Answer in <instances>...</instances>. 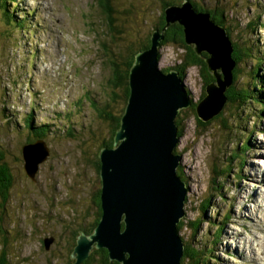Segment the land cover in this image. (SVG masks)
<instances>
[{
  "label": "rangeland",
  "instance_id": "1",
  "mask_svg": "<svg viewBox=\"0 0 264 264\" xmlns=\"http://www.w3.org/2000/svg\"><path fill=\"white\" fill-rule=\"evenodd\" d=\"M18 1L9 7L15 20L28 17V32L10 24L0 8V146L15 178L0 206V256L5 252V264H74L79 231L92 234L98 216L96 162L113 135L110 114L125 107L113 99L111 60L131 56L128 45L152 35L162 0H111L112 17L100 0ZM192 1L222 13L232 43L264 59V0ZM185 53L181 44L160 47V67L179 71L194 102L179 112L183 136L176 151L189 187L180 235L205 251L199 264H264V103L256 99L251 110H237L227 102L225 125L215 116L207 127L199 125L196 105L207 95L205 79L197 66L180 74ZM255 56L241 65L240 87L251 82ZM40 127L44 138L36 135ZM40 139L49 156L33 180L22 150ZM216 165L231 170L218 176ZM45 238L54 239L47 248ZM94 258L89 264H104L102 252Z\"/></svg>",
  "mask_w": 264,
  "mask_h": 264
},
{
  "label": "water",
  "instance_id": "2",
  "mask_svg": "<svg viewBox=\"0 0 264 264\" xmlns=\"http://www.w3.org/2000/svg\"><path fill=\"white\" fill-rule=\"evenodd\" d=\"M165 16L166 26L153 31L151 45L136 55L115 147L99 153L103 213L92 234L79 231L71 254L77 257L74 264H83L95 247L107 249L109 259L121 264H181L185 242L178 225L186 213L189 187L178 174L183 157L176 151L181 139L176 119L194 102L179 71L160 67L161 42L170 24L179 22L185 43L194 45L199 55L208 53L206 61L215 81L196 105L203 121L225 107L236 63L227 30L210 13L197 12L191 0L166 7ZM22 152L27 174L35 177L49 156L47 143L40 139L25 145ZM53 240L44 239L46 248Z\"/></svg>",
  "mask_w": 264,
  "mask_h": 264
},
{
  "label": "trees",
  "instance_id": "3",
  "mask_svg": "<svg viewBox=\"0 0 264 264\" xmlns=\"http://www.w3.org/2000/svg\"><path fill=\"white\" fill-rule=\"evenodd\" d=\"M183 1L184 0H162V11H161V14L159 16L158 21L155 23V29L153 31H155L157 29L162 30L166 26V24H167V18L165 16L166 7L174 5V4H181ZM14 2L16 4L15 7L17 8V5L19 3L18 0H0V8L3 9V13L5 14V17L7 18L8 22L10 24H12L11 20H14L17 29H22V30L26 29L27 30L26 32H28V29L30 28L29 26H27L28 17L27 16L20 17V20H15L14 16H15L16 12H13L10 10L9 6L11 4H13ZM100 2H101V6L104 8V11L107 13V15L109 17H112L113 16V2H111V0H100ZM192 3L194 6V9L197 12H208V13H210L211 19L216 24L227 29L226 26L224 25V22H223L222 13H219L217 10H211L208 8H204L203 6L198 5L193 1H192ZM251 25H252V23H251ZM227 34L229 35L230 33H228V31H227ZM229 37H230V35H229ZM150 39H151V35L148 36V38H146L145 41L140 42L137 47H134L133 45H131V43L128 45V47L126 46L129 49V51L132 52V54H131V56H128L127 54L124 55L122 57V60L119 61V63L116 61V59L111 60V62H112L111 64L113 65L112 66L113 68H112V78L110 80H111V82L115 88V90L113 92V99L121 98L122 101L125 103V107L120 110L118 115L110 114L112 127H113V132H112L113 135L111 136L110 140H107V142L103 143V145H102L103 147H113V145H115L114 144L115 136H116V133L121 126L122 115L125 112V108H126V105L128 102V97L130 95V84H129L130 71H131V69L135 63V58H136V55L138 54V52L148 48L151 45ZM165 44H181L182 47L186 49L183 64L179 66V68L181 70L180 74L182 76H185L184 68H186L188 66L199 67L200 73H201L202 77L205 79L204 88L206 91V85L208 83H210L211 81L215 80L212 73L208 70V63L205 59L208 56V53L203 52L202 55H199L197 53L194 45H187V43H185L184 26L179 22L171 23L170 26L165 31V39L161 42V46H163ZM233 47H234V51H233L232 57L236 63V66H235L234 71H233V73H234L233 74V84L230 88L227 89V92H226V95L228 98L227 102H228V104H231L232 107H235L237 110L239 108H243V107L249 108L251 110L252 109L251 104H253V101H255L256 99H262V102L264 103V89H263L264 88V74L262 75L259 73V68H261V66H264V59L260 58L259 56L253 55V49L244 48L243 46H239V44L237 42H233ZM254 56L256 57L255 58V61H256L255 66L256 67L250 72V74L252 75L251 76V82H249L248 85L245 87H240L238 82L240 80V73L242 72L241 65L245 62V58L246 59H253ZM163 70L166 72H169V68L163 69ZM257 79H261L260 84L257 83ZM251 86H253V88ZM116 89H118V90H116ZM204 96H205V92L203 94V97ZM243 104H248L249 106H247V105L243 106ZM192 109H194V106ZM183 110L184 109H182L181 111H183ZM216 116H215V118L217 120H221L223 125L226 124L225 120L223 119L224 115L222 113H220L219 115H216ZM25 121H26V119H25ZM176 121H177V124L179 126H182L181 115H178ZM198 122H199V125H202L203 127H207L210 124L209 121L206 122V121H203L199 118H198ZM36 135L38 138H44L45 131H43V127H40L37 130ZM179 135L181 137L183 136V129H181L180 127H179ZM248 147H249V142H246V143L242 144V147L240 149H241V151H245V150H247ZM237 154L238 153L235 152L234 157L237 156ZM239 157L244 159V156L242 154L241 155L239 154ZM96 164H97V169L100 172V170H101L100 156H99V159L96 162ZM213 170L216 173V175L220 176V174H223L224 171L231 170V167H228L226 165L224 168L220 169V166L216 165L213 168ZM178 174L183 179V175H182V171H181L180 166L178 169ZM14 181H15V178H14V175L12 173L11 167L9 166L8 162L6 161L5 151L0 146V198L2 199L0 206H3V204L8 201V199L10 197V192H11L13 185H14ZM187 187H188V184H187ZM219 187L222 188L223 185H221ZM219 195H221V194H219ZM186 200H187V197H186ZM96 203H97V206L99 208L98 216L95 219V221L92 225L93 227H91V230L89 229L90 232H94L95 228L98 226V224L101 220V217H102L103 210H102V205H101V190H99V192H98V198H96ZM209 205H210V198H207L203 202L202 210L208 208ZM200 223H201V220H197L194 223V228H197L198 226H200ZM182 226H183V219L180 221V223L178 225L179 230L182 228ZM2 233H4V231ZM76 234H78V233H76ZM182 239L184 240V238H182ZM92 251L95 253L93 254V252H91L90 257L85 261V264H89L90 262L94 261L95 260V258H94L95 254L98 252H102V257L104 260L102 262L104 264L108 263L109 256H108L107 249L102 248V249H96V250H92ZM205 254L206 253L203 249L200 250L199 248H194L189 243L185 242V250H184V255L182 257V260H181V264H199L200 262H202L201 261L202 255H205ZM205 258H206V256L204 257L203 261L206 260ZM6 259H7L6 254L4 252L0 256V264H5ZM114 262H116V264H121L118 261H114ZM70 263L71 262H69L68 264H70Z\"/></svg>",
  "mask_w": 264,
  "mask_h": 264
},
{
  "label": "bare ground",
  "instance_id": "4",
  "mask_svg": "<svg viewBox=\"0 0 264 264\" xmlns=\"http://www.w3.org/2000/svg\"><path fill=\"white\" fill-rule=\"evenodd\" d=\"M161 47V46H160ZM219 115V114H218ZM29 174V176L34 180V177L32 176V174L29 172L28 173ZM249 220V219H248Z\"/></svg>",
  "mask_w": 264,
  "mask_h": 264
}]
</instances>
